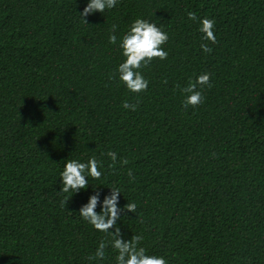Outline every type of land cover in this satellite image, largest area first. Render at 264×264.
<instances>
[{
    "label": "trees",
    "instance_id": "trees-1",
    "mask_svg": "<svg viewBox=\"0 0 264 264\" xmlns=\"http://www.w3.org/2000/svg\"><path fill=\"white\" fill-rule=\"evenodd\" d=\"M88 3L0 0V264H116L111 237L79 216L97 192L99 214L114 187L118 207L137 204L116 227L125 241L142 235L146 254L264 264V0H118L85 24ZM136 19L169 36L168 58L140 69L149 85L138 94L118 73ZM202 73L212 86L185 108L183 89ZM93 156L102 177L62 193L65 162ZM101 241L106 258L89 261Z\"/></svg>",
    "mask_w": 264,
    "mask_h": 264
},
{
    "label": "clouds",
    "instance_id": "clouds-1",
    "mask_svg": "<svg viewBox=\"0 0 264 264\" xmlns=\"http://www.w3.org/2000/svg\"><path fill=\"white\" fill-rule=\"evenodd\" d=\"M117 3L118 0H89L80 17L86 24L85 17L96 12L103 13L105 10L114 8ZM188 18L194 21L198 19L196 14L192 12L188 13ZM200 23L201 27L199 31L204 34V40L211 42V44H216L217 39L214 31L216 21L214 19L204 18ZM111 31L115 33V25H113ZM168 40V34L161 26H157L156 23L144 19H136L132 23L130 30L124 34L120 43L122 55L125 59L118 67L119 79L126 85L130 92L138 94L148 89L149 81L144 78L140 69L147 67L154 59L158 58L163 61L168 58V52L162 47ZM109 42L116 44L117 37L114 34L110 35ZM201 49L203 52L209 54L213 51L207 43H202ZM210 76V73H202L195 81H190L188 86L183 89V92L187 94L183 101L185 108L189 106L196 108L203 103L204 96L202 89L205 86L209 88L212 86ZM122 107L136 111L138 104H131L125 101ZM107 156L113 162L109 167H115L117 153L109 151ZM120 163L127 165L129 161L123 159ZM102 167V162L98 161L95 156L91 157L86 163L75 159L67 160L60 173V180L62 181L61 192H72L75 194L86 189L89 184V177L93 180H99L102 177ZM128 176L133 181L135 180L131 170L128 171ZM120 196L121 190L119 188H111L110 195L104 197L101 212L98 214L95 211L100 203L99 193L97 192L90 196L88 203L80 208L79 216L93 226L94 229L104 232L111 237V247L118 253L116 256V264H168V261L164 257L146 254L145 248L139 246L143 240L142 235L132 236L129 241L123 239L120 229L116 227V223L120 219L122 212L135 213L137 204L134 202L127 203L121 209L118 207V198ZM67 202V200L62 201V206L67 204ZM109 229H114V234L110 233ZM108 246V242L101 241L95 253L88 257L89 261H103L106 258V249Z\"/></svg>",
    "mask_w": 264,
    "mask_h": 264
}]
</instances>
